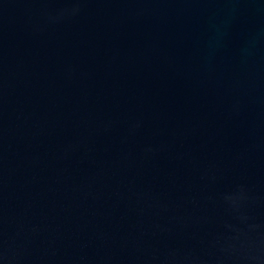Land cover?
<instances>
[{
  "label": "water",
  "instance_id": "obj_1",
  "mask_svg": "<svg viewBox=\"0 0 264 264\" xmlns=\"http://www.w3.org/2000/svg\"><path fill=\"white\" fill-rule=\"evenodd\" d=\"M0 264H264V0H0Z\"/></svg>",
  "mask_w": 264,
  "mask_h": 264
}]
</instances>
